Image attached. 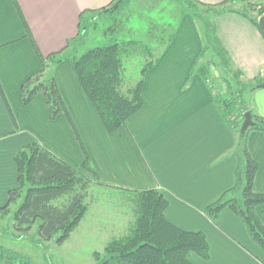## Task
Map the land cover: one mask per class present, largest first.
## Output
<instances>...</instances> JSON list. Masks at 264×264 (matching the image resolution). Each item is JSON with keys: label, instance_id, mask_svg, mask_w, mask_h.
Masks as SVG:
<instances>
[{"label": "crops", "instance_id": "0c3cea01", "mask_svg": "<svg viewBox=\"0 0 264 264\" xmlns=\"http://www.w3.org/2000/svg\"><path fill=\"white\" fill-rule=\"evenodd\" d=\"M112 1L0 0V207L17 187L15 158L27 145L37 142L83 173L86 152L98 183L165 193L166 219L206 236L210 258L192 254L194 264H264V248L232 209H224L218 221L206 214L208 206L236 186L241 139L220 113L213 91L193 74L203 46L188 16L178 34L189 49L171 48L175 42L162 54L144 82V106L115 134L106 132L70 59L54 68L66 113L52 120L42 93L28 106L22 104L23 84L42 71L46 57L77 37L81 14ZM196 1L220 6L226 0ZM243 13L229 9L212 21L232 69L253 83L264 79V38ZM248 94L251 112L264 118V88ZM246 145L258 164L254 191L264 195V132L250 131ZM255 212L264 226V204Z\"/></svg>", "mask_w": 264, "mask_h": 264}, {"label": "trees", "instance_id": "16d2710c", "mask_svg": "<svg viewBox=\"0 0 264 264\" xmlns=\"http://www.w3.org/2000/svg\"><path fill=\"white\" fill-rule=\"evenodd\" d=\"M132 1L113 0L100 10L83 12L77 37L68 42L60 52L46 57L42 71L31 76L23 84L22 104L28 106L36 95L42 93L52 120L66 113L54 68L70 59L78 82L95 108L106 132L112 135L124 127L144 106V77L153 68L156 60L152 47L154 50H160V45L167 46L174 36L172 33L167 41L166 38L158 37L153 46L149 43L153 39L149 32L144 40L134 35L130 40L116 39L114 33L122 23L128 21L127 11ZM186 2L184 3L189 11H192L191 6H200L214 15L230 9L226 6L230 0L220 6H207L196 0ZM260 11L262 15L259 17H264V4ZM192 14L198 16L194 10ZM243 15L258 28L264 38V31L259 25L260 18H252L246 13ZM109 19L113 21V25L106 28L104 22ZM168 27L174 29L171 25ZM130 30L133 34L137 31ZM97 34H101L103 41L98 40ZM106 39L109 41H105ZM208 39H212L214 49L234 71L228 55L216 38L213 24L211 34H207ZM209 47L205 43L202 57L206 56ZM142 48L143 53L137 55V50ZM147 58L150 60L143 64L139 79L132 84L127 75V60L134 59L136 64H142V60ZM234 73L236 77L241 78L239 72ZM193 74L201 77L213 91L220 113L230 128L237 130L241 139L237 146L239 169L236 186L208 206L206 214L213 221H218L224 209H232L248 227L254 241L264 248V226L255 212L258 205L264 204V195L254 191L258 164L246 145V137L250 131L264 132V118L251 112L243 97L250 91L264 88V79L246 83L245 87L239 86L237 92L230 91L224 96L215 92L213 85L209 84L210 74L204 65L198 68V63H195ZM247 112L251 113L255 126L242 135L241 128ZM85 154L83 169L96 176L89 156L86 152ZM15 163L18 169V184L9 192L7 203L0 207V216L5 218L10 213L11 206L21 200L14 214L16 232L28 233L39 223L40 239L45 242L66 241L87 212L84 197L90 184L88 177L37 142L27 145L16 156ZM127 191L129 190H125ZM129 192L135 194L138 207L134 226L125 237L110 245L107 254L100 259V264H194L190 260L192 254L203 260L210 258V247L203 233L182 230L166 219L168 200L165 193L158 190ZM0 259V264H10L8 261L11 262L14 258L0 252Z\"/></svg>", "mask_w": 264, "mask_h": 264}, {"label": "rangeland", "instance_id": "374dc122", "mask_svg": "<svg viewBox=\"0 0 264 264\" xmlns=\"http://www.w3.org/2000/svg\"><path fill=\"white\" fill-rule=\"evenodd\" d=\"M184 2L186 0H133L127 11L128 21L122 23L114 33L116 39L130 40L134 35L136 38L144 40L147 39L149 32L153 38L149 43H152L153 46L158 37L166 38L167 41L168 37L174 33L173 39L167 46L163 47L164 44H159L163 49L154 50L152 47L151 50L156 58L154 66H156L162 54L175 42L176 44L171 48L185 46L189 49L188 44L183 43L178 34L182 22L188 16L198 27L203 48L205 43L210 46L206 56L202 57L201 55L194 64L198 63V68L203 65L207 68L210 74L209 84L213 85V90L227 96L228 92H237L240 87H245V81L234 75L235 71L230 69L228 63L224 62L217 50L214 49L212 39L207 40V34H211L214 14L200 6H191L192 11H189ZM263 4L264 0H245L230 3L229 8L243 10L254 18H260L259 16L262 15L260 9ZM193 10L198 16L195 17L192 14ZM104 24L107 28L113 25V21L109 19ZM168 25L173 26L174 29ZM130 29L137 30V33H131ZM97 36L99 41H103L101 34H97ZM136 53L137 55L142 54L143 48L137 50ZM149 60L150 58L142 60V64H136L134 59L127 60V75L132 84L137 82L143 64ZM148 72L145 74L144 82ZM243 97L248 105L251 100L249 94L246 93ZM79 139L81 143L82 140ZM84 174L90 181L84 197L87 212L66 241L61 243L56 240L43 241L38 235L39 223L28 233L16 232L14 214L18 210L21 200L11 206L10 213L5 218L0 216V252L14 258L11 262L8 261L10 264H100V259H103L107 254L106 251L110 245L128 234L129 229L134 226L138 210L135 194L102 185L96 181L92 174L86 171Z\"/></svg>", "mask_w": 264, "mask_h": 264}, {"label": "water", "instance_id": "95a60500", "mask_svg": "<svg viewBox=\"0 0 264 264\" xmlns=\"http://www.w3.org/2000/svg\"><path fill=\"white\" fill-rule=\"evenodd\" d=\"M259 25H260V27H261V28L263 29V31H264V17H262V18L259 20ZM254 126H255V124H254V122H253V120H252V115H251L250 112H247V113L245 114V120H244V123H243L242 128H241V134H242V135L246 134V132H247L250 128L254 127Z\"/></svg>", "mask_w": 264, "mask_h": 264}]
</instances>
